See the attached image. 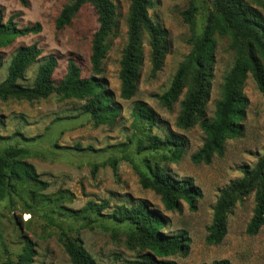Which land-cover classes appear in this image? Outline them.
Instances as JSON below:
<instances>
[{"label":"rangeland","instance_id":"374dc122","mask_svg":"<svg viewBox=\"0 0 264 264\" xmlns=\"http://www.w3.org/2000/svg\"><path fill=\"white\" fill-rule=\"evenodd\" d=\"M73 0H27L22 6L17 0H0L6 17L17 15L19 27L39 23L41 31L20 37L0 49V83L7 75V67L15 51L21 46L36 44L42 50L39 60L25 72L18 82L30 86L37 67L47 57L54 56L57 67L52 79L59 82L66 73L68 60H73L83 78L90 73V46L93 33L98 28L97 16L89 5L83 6L71 24L57 32L54 22L62 7ZM115 6V27L109 36L108 49L102 62L101 78L113 95L120 112L111 125L95 127L82 111L83 101L61 99L55 95L44 100H0V147L14 145L29 152L25 160L31 164L37 178L45 183L44 189L35 188V201L27 212L25 204L14 195L0 202V264L17 262L24 246L25 236L32 244L35 256L31 264H70L58 240L59 227L77 238L84 249L99 264H124L134 259L138 249L126 243L122 226L106 216H91V221L68 216V210L78 211L88 202H108L102 215L113 208L130 207L145 203L166 219V232H186L190 239L186 256H173L175 264H208L228 260L229 264H264V225L254 236L245 233L253 214V194L237 202L227 216V232L218 245L205 244L206 228L211 223L214 204L220 191L242 176L244 168H251L264 154V93L258 91L248 77L244 93L248 100L241 125L242 135L226 142L223 154L215 156L207 165H194L190 156L203 144L204 134L198 127L182 130L175 122L179 113L176 104L170 110L160 106L157 96L170 83L178 64L190 51L187 40L192 36V25L184 13L193 3L194 20L200 32L203 17L210 9L209 0H153L148 15L167 32L168 53L161 70L149 75V47L142 35L143 64L136 84L135 95L130 100L119 98V62L126 43V18L130 0H111ZM262 10L259 1L245 0ZM263 11V10H262ZM216 63L211 81V92L206 106V116L213 117L215 103L220 98V86L230 70L234 52L226 37H217ZM135 102H143L156 117L148 131L146 124L136 127L131 116ZM174 133L184 138L185 151L176 163L159 160L160 151H151L147 134L164 138ZM149 159L166 168L176 179H192L201 191L196 210L182 202L179 211H166L160 198L152 191L141 188L138 170L145 171L144 160ZM41 187V185H39ZM29 201V200H28ZM36 204V205H34Z\"/></svg>","mask_w":264,"mask_h":264},{"label":"trees","instance_id":"16d2710c","mask_svg":"<svg viewBox=\"0 0 264 264\" xmlns=\"http://www.w3.org/2000/svg\"><path fill=\"white\" fill-rule=\"evenodd\" d=\"M27 6V0H17ZM210 9L203 17L199 33L195 28L196 6L192 1L182 13L187 23L192 25V36L187 40L190 51L178 64L169 86L157 96L161 107L170 110L179 105L175 125L187 130L198 125L204 134L202 146L190 156L194 165L209 164L215 156H221L227 141L239 138L243 127L241 122L248 105L244 87L248 77L254 81L259 92L264 93V0L259 1L262 10L245 0H209ZM153 0H130L126 18V43L119 62V98L130 100L136 92V84L143 64L142 35L147 37L149 47V75L154 77L164 63L168 53L167 32L153 22L148 15ZM85 5H89L97 16L98 28L93 33L90 46V73L83 78L81 70L73 60L67 61L66 73L55 83L52 79L57 67L54 56L47 57L37 67L30 86L18 81L24 78L27 69L39 60L42 50L36 44L19 47L12 55L7 67V75L0 83V100H44L51 95L61 99L83 101L82 111L88 115L95 127L111 125L120 112L113 95L105 87L101 78L102 62L108 49V38L115 27V6L111 0H73L65 4L54 22L57 32L71 24L72 19ZM17 15L6 17L0 8V49L10 46L15 39L34 35L41 31V25L34 23L19 27ZM217 37H226L229 48L234 52L232 67L225 74L220 86V98L215 103L213 117L206 116V106L211 92V81L216 63ZM131 116L133 124H146L148 131L156 124L152 110L143 102H135ZM151 151H160L159 160L176 163L185 151L183 137L170 133L164 138L147 134ZM29 152L24 147L7 145L0 147V202L8 195L18 197L30 213L34 199V189H44L31 164L25 160ZM145 171L138 170L141 188L152 191L160 198L166 211H179L185 202L191 211L196 210L201 191L192 179H176L168 170L149 159L144 160ZM41 185V187H39ZM253 194L254 208L245 233L254 236L264 225V154L251 168H244L242 176L220 191L214 204L212 219L206 228L205 244L218 245L227 232V216L234 205ZM29 200V201H28ZM36 205V204H34ZM108 202L96 204L88 202L78 211L68 210V216L91 221V216H106L118 225L126 235V243L131 249H138V255L124 264H175L168 258L186 256L190 239L186 232L177 234L166 232V219L161 213L145 203L127 207L120 205L108 215L102 211ZM59 227L58 240L70 264H99L84 249L77 238L71 237ZM24 246L17 256L16 264H31L35 251L33 244L25 237ZM3 264H13L6 261ZM208 264H229L228 260H217Z\"/></svg>","mask_w":264,"mask_h":264}]
</instances>
